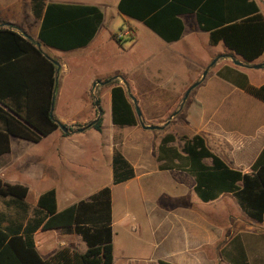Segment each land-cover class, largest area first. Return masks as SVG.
Here are the masks:
<instances>
[{
  "label": "crops",
  "instance_id": "0c3cea01",
  "mask_svg": "<svg viewBox=\"0 0 264 264\" xmlns=\"http://www.w3.org/2000/svg\"><path fill=\"white\" fill-rule=\"evenodd\" d=\"M117 1L114 0L115 7ZM253 1L264 18L257 0ZM47 2L94 5L102 14L101 4L97 2L75 0ZM27 13H30L29 0H0V18L4 21L0 26L8 27L35 41L38 26L35 28L29 23L24 26L17 25L8 17L15 14L16 20L20 21L22 15ZM178 18L182 24L180 36L169 42L161 39L163 45L161 51L156 52L157 55L161 53L162 59L167 62H177L185 58L203 63L212 60L214 69L208 82L204 83L206 86L204 93L199 95V91L191 103L184 105L179 120L171 126L176 127L181 135H199L205 147L227 167L242 173L248 172L249 165L264 145V104L244 93L233 81L240 80V76L236 74L240 73L253 86L264 83V65L259 68L250 67L251 64L264 61V51L252 62L245 64L239 55L227 49L222 42L209 44L208 33L198 28L193 13L180 14ZM41 47L39 46L43 52ZM235 61L244 65H236ZM55 99L56 87L53 105ZM0 108L9 112L1 103ZM106 127L110 128V135ZM123 127L133 126L119 127L111 123L105 125L102 120L100 131L91 127L80 131L77 129L62 131L57 127L38 141L31 142L8 133L4 137L0 123V180L27 188L22 203L9 196H0V229L18 231L23 235L26 223L34 215L39 194L47 189H53L55 208L59 211L107 186L110 197L111 242L113 224L124 234H127V231L140 233V229L145 228L152 238L150 245L152 249L145 256L147 258H133L130 256L133 250L130 246L122 248L120 254L124 264L129 262L157 264V260L171 264H230L233 259H238L236 264L240 260L246 264H264V213L260 222L248 217L230 193H222L206 202L201 201L192 191L193 180L186 173L190 178V192L178 189L177 196L180 199L173 206L169 204V195L161 194L155 201L156 207L145 206L141 213L125 209L113 220L111 205L113 188L123 185L125 194L128 197L130 194L132 198L133 187H138L142 192L143 186L137 185L147 170L140 167L136 169L132 158L128 156L129 150L138 153L136 140H133L128 148H123L114 141L113 133ZM4 141H7L5 152ZM86 142H90L96 151L93 159L97 162V168L101 167L107 171L110 169V178H107V182L82 181L69 170L81 166V156L85 153L82 148L86 147ZM78 144L80 145L77 146ZM115 149L132 166L134 175L126 181L112 184L111 158ZM204 162L209 163L207 159ZM169 170L157 169L156 172L160 174ZM31 237L34 248L43 259L63 246L74 248L78 252L86 249L78 234L65 232L59 228L43 230L38 227L31 233ZM160 247L162 252L157 254L156 250ZM164 251L177 254L165 257L162 255ZM212 255H215L214 258ZM217 256L220 257L219 263ZM114 263L112 250L111 264Z\"/></svg>",
  "mask_w": 264,
  "mask_h": 264
},
{
  "label": "trees",
  "instance_id": "16d2710c",
  "mask_svg": "<svg viewBox=\"0 0 264 264\" xmlns=\"http://www.w3.org/2000/svg\"><path fill=\"white\" fill-rule=\"evenodd\" d=\"M30 13L39 21L36 40L0 26V123L3 135L31 142L56 129L52 115V97L56 87L55 65L39 46L69 51L85 46L95 34L101 19L94 5L60 4L47 0H29ZM116 12L141 22L163 41L176 40L182 24L178 15L193 13L200 30L208 33V43L222 44L239 55L245 64L264 51V18L253 0H118ZM4 21L0 18V24ZM114 38V35H110ZM233 83L244 93L264 104V83L253 86L244 75ZM109 87L110 123L115 126H135L137 117L125 89L116 81ZM3 91V92H2ZM94 106V104L92 103ZM95 107V106H94ZM80 127L100 131L101 117ZM65 126L67 131L71 126ZM7 151L4 141L3 152ZM158 170L174 169L189 175L192 191L203 202L222 193H230L239 208L260 222L264 213V145L249 165L248 172L227 167L204 145L199 135L165 133L155 149ZM207 159L209 163H205ZM132 166L117 151L111 158V182L117 184L132 178ZM27 188L0 180V196H9L22 203ZM41 229L59 228L78 234L86 245L83 252L63 246L47 258H41L34 248L31 233ZM24 234L0 229V264H111L109 188L102 187L84 200L57 211L53 189L39 194L32 219ZM233 259L230 264H236ZM157 264H171L157 260ZM237 264H246L240 260Z\"/></svg>",
  "mask_w": 264,
  "mask_h": 264
},
{
  "label": "rangeland",
  "instance_id": "374dc122",
  "mask_svg": "<svg viewBox=\"0 0 264 264\" xmlns=\"http://www.w3.org/2000/svg\"><path fill=\"white\" fill-rule=\"evenodd\" d=\"M75 1L101 4L103 18L93 39L86 46L69 51L41 47L45 54L57 60L59 64L52 114L57 122L69 124L71 130L77 129L96 117L95 107L92 105L95 98L101 109V121L103 120L105 125L110 124V86L107 83L111 80H116L125 89L133 110L132 98L134 99L139 110V119L143 124L163 125L168 116L175 112L161 129L145 130L140 127L137 118L135 126L123 127L113 133L114 141L123 148H128L133 140L137 141L138 153L129 150L128 156L132 158L136 169L140 167L147 170L144 178L139 180L138 185L136 184L143 186V193L138 187H133L134 193L132 192L130 198V194L129 197L125 194L124 186L119 185L113 188L111 194L113 220L125 209L141 213L145 210V206L156 207L155 201L161 194L169 195V204L173 206L180 199L177 196L178 189L190 192V178L177 170L157 174L156 145L165 133L181 135L171 124L177 123L184 105L191 103L199 91V95L204 93L206 90L204 83L208 82L214 63L212 60L207 63L194 62V59L187 58L177 62H167L162 59L161 53L160 55L156 53L161 51L163 41L141 22L119 15L114 0ZM257 3L264 15V0H257ZM8 17L17 25L24 26L29 23L35 28L38 26V21L34 20L30 13L22 15L20 21L16 20L15 14ZM110 35H114V38H110ZM105 129L110 135V128ZM89 143L86 142V147L82 148L85 153L81 156V166L69 170L82 181L107 182V178H110V169L107 171L101 167L97 168V162L93 159L96 151ZM192 195L195 197L194 194ZM162 197L167 199L166 196L162 195ZM208 216L210 217L209 214ZM139 232L127 231V234H124L113 224L111 244L115 257L114 264H124L120 254V250L124 247L130 246L133 249L130 254L133 258H143L148 255L152 249L150 247L152 238L145 228H141ZM159 252H162L161 247L156 250L157 254ZM176 254L171 251L162 253L165 257ZM214 256L212 255V258ZM219 258L217 256L218 263ZM128 264L147 263L129 262Z\"/></svg>",
  "mask_w": 264,
  "mask_h": 264
},
{
  "label": "water",
  "instance_id": "95a60500",
  "mask_svg": "<svg viewBox=\"0 0 264 264\" xmlns=\"http://www.w3.org/2000/svg\"><path fill=\"white\" fill-rule=\"evenodd\" d=\"M0 25H3V24H0ZM24 37H26L27 39L31 40V39H30L28 36H26V35H24ZM35 45H36L37 47H39V43H38V42H35ZM45 56H46V55H45ZM46 58L49 59V60L51 61V63H53V64L55 65V79H56V75H57V72H58L59 64H58L55 60H53V59H51V58H49V57H47V56H46ZM234 64H236V65H244L243 63H241V62H237V61H235ZM263 65H264V61H262L261 63L251 64L250 67H252V68H259V67H261V66H263ZM93 85H94V84H93ZM186 92H187V91H186ZM184 95H186V93H185ZM132 101H133V104H134L135 114H136V116H137V118H138V123H139L140 127L143 128V129H145V130L161 129V128L163 127V125L167 124L168 121H169V119L175 114V112H172V113L168 116L167 120L165 121V123H164L163 125H160V126H158V125H145V124H143V123L141 122V120L139 119V110H138L137 106L135 105V101H134L133 98H132ZM52 103H53V97H52ZM93 104H94V106H95L96 109H97V114H100L101 109L99 108L98 103H97V101H96L95 98H93ZM51 111H52V104H51ZM94 121H95V118L92 119V120L90 121V124L93 123ZM57 126H58V128L61 129L62 131H66L65 126H63L61 123L57 122ZM86 127H87V126H85V127H80V128H77V130L80 131V130L86 128Z\"/></svg>",
  "mask_w": 264,
  "mask_h": 264
}]
</instances>
